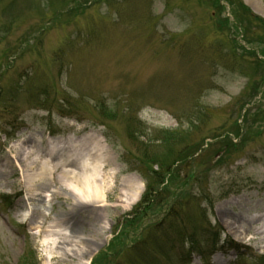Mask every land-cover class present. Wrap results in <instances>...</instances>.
<instances>
[{"label":"rangeland","instance_id":"rangeland-1","mask_svg":"<svg viewBox=\"0 0 264 264\" xmlns=\"http://www.w3.org/2000/svg\"><path fill=\"white\" fill-rule=\"evenodd\" d=\"M237 1L0 0V264H128L105 253L145 189L129 123L141 141L198 128L181 149L197 179L172 189L229 242L192 264L264 256V77ZM239 1L264 20V0ZM71 170L106 202L79 204Z\"/></svg>","mask_w":264,"mask_h":264},{"label":"trees","instance_id":"trees-1","mask_svg":"<svg viewBox=\"0 0 264 264\" xmlns=\"http://www.w3.org/2000/svg\"><path fill=\"white\" fill-rule=\"evenodd\" d=\"M234 4H237L239 9V11H234L235 27L242 32L247 45L255 49L251 53L247 52L254 58L247 61H250L251 65L255 63L257 71L261 73L260 78H262L264 77V62L258 59L259 55L257 56L256 52L259 50L264 56V49H262L264 47V20L239 0ZM218 24L228 25L221 21H218ZM257 88L256 85V90ZM101 113L112 118L116 117L114 113L108 114L107 109L101 110ZM128 125L129 139L138 154V166L132 171H137L143 178L145 191L131 213L119 221L116 228L117 237L111 242L105 255L111 257L114 254L113 250L118 252L124 250L127 252L128 264H192L194 254L208 261L214 253L225 251V245L229 241L223 238L224 233L213 229L209 220H204L199 226L191 222L189 212L191 203L185 199L186 192L181 193L182 191L177 188L172 189L171 183L176 180L173 176H179L180 172H187L186 176H189L190 180L197 179L192 173L190 162H187L190 150L181 151L188 145L195 147L196 143L194 144L191 139L197 133V126L193 124L187 131H168L163 137L155 136L141 141L140 129L137 128L138 123ZM232 145L236 146L233 142ZM184 177L178 180L186 185L188 180ZM203 212L204 209L200 207V213ZM127 239H130V242ZM204 246L206 247L203 248ZM240 259L241 264H247L244 263L246 259L244 255H241ZM24 264L29 263L25 261ZM107 264H112V261ZM253 264H264V256L256 258Z\"/></svg>","mask_w":264,"mask_h":264},{"label":"bare ground","instance_id":"bare-ground-1","mask_svg":"<svg viewBox=\"0 0 264 264\" xmlns=\"http://www.w3.org/2000/svg\"><path fill=\"white\" fill-rule=\"evenodd\" d=\"M102 151V150H101ZM99 155V152L97 151V156ZM49 167H51V165H50V163H47V165L44 167V169H46V170H49ZM69 174H70V177H69V182L68 183H66L65 184V186H66V188L68 189V190H70V191H72V193H74L75 195H76V201L79 203V204H82L83 202H85V203H105L106 202V200H105V196H104V193H103V191H102V189L101 188H98L99 186H97V182L96 183H94L92 180V182L94 183V185H93V183L92 182H90L89 180L88 181H86L85 182V185L87 186V187H85V189L87 188L88 189V191H90V188H92V190H94V188H96V192L94 191V193H92V197L91 198H89V199H85V193L86 192H82L83 190H81L79 187H77V186H74L73 184H77V181L74 179V176H75V173L71 170L70 172H68ZM36 181H37V176H32L31 175V177H30V190L32 191V190H35V187H36ZM95 181H96V179H95ZM86 189V190H87ZM93 192V191H92ZM31 194H29V196H30ZM33 196L34 195H36V194H32ZM47 197H49L50 196V194H47L46 195ZM91 196V195H90ZM138 198H139V194H138V196H135V198H134V200H133V202H135V201H137L138 200ZM76 229V231H78V229L77 228H75ZM73 233V232H72ZM59 235H61V237L63 236V239H67L68 238V231H66V230H64V231H61L60 233H59ZM51 236H53V235H51ZM64 236H65V238H64ZM51 242L53 243V248H55V246L58 244V239H56V238H54V239H51ZM72 242H74V241H72ZM60 243V242H59ZM73 246H76V244L75 245H73Z\"/></svg>","mask_w":264,"mask_h":264}]
</instances>
